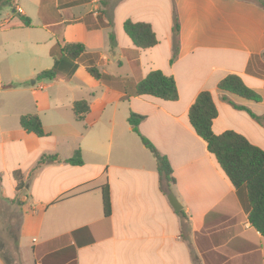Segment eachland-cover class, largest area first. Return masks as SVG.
Instances as JSON below:
<instances>
[{"label":"crops","instance_id":"obj_1","mask_svg":"<svg viewBox=\"0 0 264 264\" xmlns=\"http://www.w3.org/2000/svg\"><path fill=\"white\" fill-rule=\"evenodd\" d=\"M20 1L10 0L12 15L0 11V34L35 27L42 33L0 42V70L7 71L0 76V192L21 211L23 264H264V237L248 221L246 190L231 185L188 120L197 95L208 91L217 109L212 132H234L264 151V7L256 0H35L43 9L31 15L40 24L29 20L25 27L13 23L31 16ZM169 1L178 21L175 53ZM161 2L168 6L164 22ZM126 21L149 24L157 44L136 48L123 31ZM57 43L81 44L85 55L64 64L55 80L37 82L53 67ZM88 65L109 80H95ZM152 71L174 79L176 101L125 93L126 81L136 84ZM228 75L240 77L260 101L220 92L217 84ZM78 101L89 106L83 121L73 113ZM130 114L143 117L139 135ZM25 115L40 119L45 137L21 129ZM140 136L167 158L174 180L168 188ZM76 151L81 166L64 162ZM43 155L62 162L33 172Z\"/></svg>","mask_w":264,"mask_h":264},{"label":"trees","instance_id":"obj_2","mask_svg":"<svg viewBox=\"0 0 264 264\" xmlns=\"http://www.w3.org/2000/svg\"><path fill=\"white\" fill-rule=\"evenodd\" d=\"M256 1L264 7V0ZM85 2L87 1L81 0L72 5ZM10 5V0H0V10L5 6ZM20 20L25 27H30V21L28 18L21 16ZM123 31L132 44L138 49L146 50L157 44V39L149 24L126 21L123 24ZM172 32L174 35L173 49L175 53L178 37V21L175 15ZM110 39L112 42L113 37L111 36ZM85 52V48L81 44L62 45L57 43L51 52L53 67L38 73L35 80L37 82L55 80L61 76V70L63 69L64 64H73V62L84 57ZM75 67H77V65H74L73 70ZM73 70L72 73L74 72ZM87 72L97 81L105 82L109 80V77L103 75L95 66L88 65ZM6 87L12 88L16 87V85L10 84ZM217 89L220 92L237 96L244 100L253 102L260 101L258 94L248 88L237 75L226 76L217 84ZM123 90L128 96L133 97L152 96L163 101H176L178 98L174 79L165 76L160 71L150 72L144 79L136 84L126 81L123 84ZM72 109L77 121H83L85 115L89 112V106L85 101L74 102ZM242 109L245 110V108ZM247 112L252 118L259 120V118L255 117L249 111ZM216 117L217 109L211 94L208 91L200 92L189 108V124L197 136L206 143L208 152L213 155L231 185L236 190L241 188L246 190L249 203L248 221L252 228L264 237V151L252 145L243 136L231 131L215 135L211 128L213 120ZM142 119L143 117L135 114H130L128 118V123L131 126L132 131L137 135H139L138 125ZM19 125L27 134H33L38 138L46 136L41 121L36 115L21 116L19 119ZM140 139L145 148H147L156 160L157 170L161 181H163L166 188H168L170 184L174 183V180L171 177L172 170L167 158L161 155L145 138L140 136ZM61 162L62 160L57 155H43L33 172H36L41 166L58 164ZM64 162L73 166H81L83 164L79 151H76L70 159ZM12 176L17 182V191L23 190L24 183L20 172L16 171ZM101 195L103 215L105 218H109L110 200L109 191L106 185L101 187ZM179 214L183 219V223L186 224L188 221L184 213L180 211Z\"/></svg>","mask_w":264,"mask_h":264},{"label":"rangeland","instance_id":"obj_3","mask_svg":"<svg viewBox=\"0 0 264 264\" xmlns=\"http://www.w3.org/2000/svg\"><path fill=\"white\" fill-rule=\"evenodd\" d=\"M35 4L32 0H21L20 7H22L25 12H28L30 15L32 12H42V6ZM37 7V8H36ZM15 6L11 3L10 6H5L1 10L12 15V10ZM169 8L171 9L172 23L174 22V12L171 2L169 1ZM159 9L162 11V21L166 20L168 14V6L165 3H160ZM0 10V11H1ZM36 14V13H34ZM40 15V14H39ZM31 15L29 20H31L34 26H39V16ZM21 22L20 19H13V23ZM173 28V27H172ZM42 33L37 27L31 30H20L14 34H0V42L15 41V40H29L31 34ZM13 35V36H11ZM11 37H14L13 39ZM174 35L172 32V41ZM0 76L3 78L7 77V71L5 69L0 70ZM17 203V202H16ZM16 203L14 205L10 202L4 200L0 192V256L4 259L5 264H23L21 260L19 249H18V230L20 226V213L21 211L17 209ZM26 260V259H25Z\"/></svg>","mask_w":264,"mask_h":264},{"label":"water","instance_id":"obj_4","mask_svg":"<svg viewBox=\"0 0 264 264\" xmlns=\"http://www.w3.org/2000/svg\"><path fill=\"white\" fill-rule=\"evenodd\" d=\"M34 83H35L34 81H31V85H34ZM167 199L174 211L176 212L181 211L182 207L178 203L177 199L173 196V194H169Z\"/></svg>","mask_w":264,"mask_h":264}]
</instances>
